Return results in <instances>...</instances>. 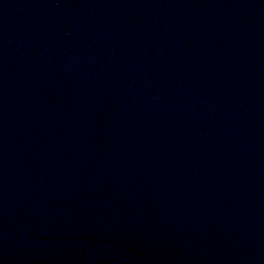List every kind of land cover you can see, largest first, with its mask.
I'll use <instances>...</instances> for the list:
<instances>
[{
    "label": "water",
    "instance_id": "95a60500",
    "mask_svg": "<svg viewBox=\"0 0 264 264\" xmlns=\"http://www.w3.org/2000/svg\"><path fill=\"white\" fill-rule=\"evenodd\" d=\"M0 264H264V0H0Z\"/></svg>",
    "mask_w": 264,
    "mask_h": 264
}]
</instances>
